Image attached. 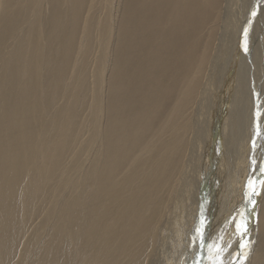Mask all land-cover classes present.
Masks as SVG:
<instances>
[{
	"label": "bare ground",
	"instance_id": "1",
	"mask_svg": "<svg viewBox=\"0 0 264 264\" xmlns=\"http://www.w3.org/2000/svg\"><path fill=\"white\" fill-rule=\"evenodd\" d=\"M262 167L264 0H0V264H264Z\"/></svg>",
	"mask_w": 264,
	"mask_h": 264
},
{
	"label": "snow or ice",
	"instance_id": "2",
	"mask_svg": "<svg viewBox=\"0 0 264 264\" xmlns=\"http://www.w3.org/2000/svg\"><path fill=\"white\" fill-rule=\"evenodd\" d=\"M254 14L255 13H253V15ZM261 170L264 171V167H262ZM249 187H251L252 194H256V187L253 181L250 179L248 185H246V192H245L246 197H248L249 195L247 191ZM246 233H247V221L243 220L242 217L237 218L236 219V235L243 236ZM202 235L203 234L201 232V229L197 227L196 237L202 238ZM250 244H251V241H248L247 243H245L243 240H241V243H240L241 251L236 253V258L233 261H231L230 264H245V260L247 257V249L250 247ZM222 251H223L222 247H220L215 242L210 243L208 245V252H209V255L211 256V264H225V260L221 258ZM197 264H199L198 261H197Z\"/></svg>",
	"mask_w": 264,
	"mask_h": 264
}]
</instances>
